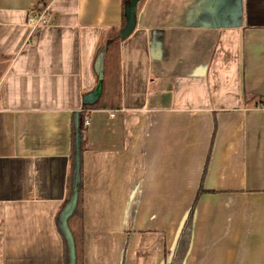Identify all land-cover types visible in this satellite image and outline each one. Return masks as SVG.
Here are the masks:
<instances>
[{"label":"crops","instance_id":"0c3cea01","mask_svg":"<svg viewBox=\"0 0 264 264\" xmlns=\"http://www.w3.org/2000/svg\"><path fill=\"white\" fill-rule=\"evenodd\" d=\"M39 1L0 0V264H64L76 119L131 0H44L36 24ZM94 107L81 264H169L200 189L173 263L264 264V0H138Z\"/></svg>","mask_w":264,"mask_h":264},{"label":"trees","instance_id":"16d2710c","mask_svg":"<svg viewBox=\"0 0 264 264\" xmlns=\"http://www.w3.org/2000/svg\"><path fill=\"white\" fill-rule=\"evenodd\" d=\"M120 32H114L110 38L106 41L105 46L101 51L104 52L106 48L114 43V41H117L120 36ZM99 82V79H98ZM95 102L92 104L84 103L82 104V110L78 115V126L77 131L80 132L79 136V143L78 146L75 145L72 157H71V165H70V172H69V189L66 195V198L64 199L60 209L58 210L56 217H55V224L56 229L62 239L63 244V259L64 264H71L70 259V250H69V240L65 236V232L62 226V220H63V214L71 204V201L74 196H76V202L74 206L71 208L69 215L67 217V226L70 230L71 234V240L74 244V250H75V259L74 264H81L82 262V251H83V209H82V152L83 148L81 146V129L83 124V116L86 110L95 108ZM202 193V190L200 189L195 197V200L193 201L190 211L188 213V216L186 218V221L181 229L180 235L178 237V241L176 243L173 257L171 258V261L169 264H174L175 258H182L183 253L187 248V244L190 238V232H191V216L193 209L195 207V203L199 197V195ZM180 253V254H179Z\"/></svg>","mask_w":264,"mask_h":264},{"label":"water","instance_id":"95a60500","mask_svg":"<svg viewBox=\"0 0 264 264\" xmlns=\"http://www.w3.org/2000/svg\"><path fill=\"white\" fill-rule=\"evenodd\" d=\"M138 0H131L129 3V6L127 7V11H126V23L123 27V29L120 32V37H124L126 35H128L134 28L135 26V7H136V3ZM103 57H104V52L101 51L98 55V59L95 63V67H96V71H97V75H98V79H99V83L96 87V89L89 93L88 95L85 96L84 98V103H89L92 104L94 102L97 101L100 93H101V89H102V78H103ZM78 126V118L76 119V129ZM79 136H80V132L77 131V138H76V145L78 146L79 143ZM76 202V196L73 197L71 204L69 205V207L67 208V210L65 211V213L63 214V220H62V226L65 232V236L68 238L69 240V250H70V259H71V264H74V259H75V250H74V244L73 241L71 240V234H70V230L67 226V217L69 215V212L71 210V208L74 206Z\"/></svg>","mask_w":264,"mask_h":264},{"label":"built area","instance_id":"2783aa9c","mask_svg":"<svg viewBox=\"0 0 264 264\" xmlns=\"http://www.w3.org/2000/svg\"><path fill=\"white\" fill-rule=\"evenodd\" d=\"M48 16V3L47 1H39L37 5L32 9L30 19L36 24L46 23V17ZM88 117H84L83 124H88Z\"/></svg>","mask_w":264,"mask_h":264},{"label":"rangeland","instance_id":"374dc122","mask_svg":"<svg viewBox=\"0 0 264 264\" xmlns=\"http://www.w3.org/2000/svg\"><path fill=\"white\" fill-rule=\"evenodd\" d=\"M103 79V78H102ZM99 99H101V98H99Z\"/></svg>","mask_w":264,"mask_h":264}]
</instances>
